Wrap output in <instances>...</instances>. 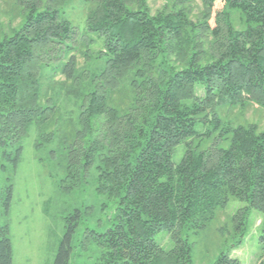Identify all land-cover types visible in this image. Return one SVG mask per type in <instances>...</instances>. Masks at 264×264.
Returning <instances> with one entry per match:
<instances>
[{
  "label": "trees",
  "instance_id": "obj_1",
  "mask_svg": "<svg viewBox=\"0 0 264 264\" xmlns=\"http://www.w3.org/2000/svg\"><path fill=\"white\" fill-rule=\"evenodd\" d=\"M85 1L86 34L104 42L97 53L95 41L77 38L65 19L70 0L17 1L18 29L0 34V146H13L17 165L31 126L53 123L55 97L65 93L77 100L79 114L67 134L60 189L71 193L93 179L96 193L116 205L111 227L95 238L99 264H193L191 235L232 199L246 206L220 231L230 232L232 248H239L250 211L264 216V130L256 124L223 129L216 109L247 102L264 107V0H200L196 22L193 0H162L166 5L156 14L149 0ZM217 2L224 6L214 16ZM236 13L246 29L235 26ZM78 54L87 61L82 69ZM57 75L64 80L54 82ZM118 93L123 101L115 100ZM199 123L220 128L228 148L206 147L203 138L212 131L198 133ZM57 133L41 134L36 147ZM80 215L77 210L66 220L54 264H70ZM261 227L264 240V217ZM162 232L170 250L155 240ZM12 257L5 226L0 264H13ZM214 264L241 263L222 253Z\"/></svg>",
  "mask_w": 264,
  "mask_h": 264
},
{
  "label": "rangeland",
  "instance_id": "obj_2",
  "mask_svg": "<svg viewBox=\"0 0 264 264\" xmlns=\"http://www.w3.org/2000/svg\"><path fill=\"white\" fill-rule=\"evenodd\" d=\"M17 1L0 0V34L10 35L13 30L18 29L21 9L17 6ZM149 5L152 13L156 14L166 3L162 0H149ZM189 6L192 10L191 18L196 22L202 11L201 1L193 0ZM223 6L221 2L215 4L214 16ZM89 7L85 0H70L65 6V19L77 29V38L86 34ZM234 18L235 26L246 29V24L239 22L237 13ZM211 25H215L214 20ZM86 36L95 41L92 44L95 53L103 49V39L96 33H88ZM77 57L79 67L84 68L87 65L85 57L82 54ZM52 79L56 83L64 80L61 75ZM51 84L49 78L45 79L46 93ZM55 98L59 100L57 117L53 123L40 128L31 126L23 140V152L17 165L13 161V146H0V228L9 227L13 264H54L67 232L66 220L79 210L81 215L73 238L74 249L70 264H99L102 247L99 245L100 240L95 238L111 227V219L117 212L116 205L106 196L96 193L93 179L71 193L60 189L67 165V148L70 146L67 134L76 128L79 109L74 97L62 93ZM114 98L118 102L123 101L120 93ZM216 112L223 129L226 126L256 124L264 130V107L255 103L247 102L243 106L224 104L218 106ZM196 130L200 134L212 131L209 138H203L208 140L206 147L228 148L229 143L222 142L220 128L213 131L211 124L199 123ZM53 131L58 132L56 139L37 148L40 135H49ZM200 139L197 138L196 141ZM184 152L183 144L174 155L175 163L181 161ZM245 206V203L232 199L225 209L216 211L214 220L205 229L191 235L193 264H214L222 253L237 258L241 264H264V240L261 239V222L264 216L261 213L250 211L246 236L237 249L232 248L234 240L229 238L231 233L223 234L220 231L227 223L231 224V218ZM155 240L165 250L172 248V241L165 232L157 234Z\"/></svg>",
  "mask_w": 264,
  "mask_h": 264
}]
</instances>
